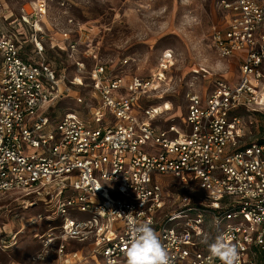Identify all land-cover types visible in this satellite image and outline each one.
Returning a JSON list of instances; mask_svg holds the SVG:
<instances>
[{"label": "built area", "instance_id": "built-area-1", "mask_svg": "<svg viewBox=\"0 0 264 264\" xmlns=\"http://www.w3.org/2000/svg\"><path fill=\"white\" fill-rule=\"evenodd\" d=\"M219 5L224 21L212 42L237 59L239 80L189 93L182 123L159 127L162 106L140 99L156 89L170 54L154 78L102 63L86 71L76 60L79 75L67 79L43 56L46 0L18 17L0 0V196L41 206L34 221H46L36 235L45 258L28 264H127L133 222L156 231L169 264H221L208 250L221 236L236 246L235 264H264V144L244 143L239 115L264 109V1ZM61 35L57 46L73 57L79 42ZM71 93L75 107L52 114Z\"/></svg>", "mask_w": 264, "mask_h": 264}, {"label": "rangeland", "instance_id": "rangeland-1", "mask_svg": "<svg viewBox=\"0 0 264 264\" xmlns=\"http://www.w3.org/2000/svg\"><path fill=\"white\" fill-rule=\"evenodd\" d=\"M4 1L17 17L21 7L31 10V4L38 2ZM46 2L47 13L42 28L49 40L44 41L43 56L59 74L64 73L67 79L79 75L76 60L85 63L86 71L102 63L117 75L154 78L160 71L164 56L171 55L156 89L150 97L140 99L145 107L162 106L163 112L155 120L159 127L182 123L187 112L189 93L204 96L212 90L216 79L232 83L239 80L237 59L218 55L212 42V28L224 21V11L220 8L219 0ZM64 30L69 31L72 40L79 42L78 51L73 57L69 56V51L57 46H63L61 33ZM50 41L56 47L53 48ZM123 60H128V63L123 65ZM63 86H68L67 80ZM83 94L86 102H89L87 90ZM74 95L71 93L70 97L58 102L52 114L57 109L63 113L69 107L74 108ZM164 103L166 107H163ZM169 107V110L164 109ZM239 115L245 128V144L264 138V109L241 110ZM170 186L172 189H182L173 180ZM38 213L43 214L41 206L30 207L13 194L0 196V264H28L40 250L36 235L45 231L46 221L35 222Z\"/></svg>", "mask_w": 264, "mask_h": 264}, {"label": "clouds", "instance_id": "clouds-1", "mask_svg": "<svg viewBox=\"0 0 264 264\" xmlns=\"http://www.w3.org/2000/svg\"><path fill=\"white\" fill-rule=\"evenodd\" d=\"M218 223V222H217ZM204 243H208L205 238ZM125 252L127 264H169L166 250L161 244L156 231L147 223L131 225V240ZM209 253L216 257L221 264H235L238 259L235 245L226 241L222 236L208 245ZM46 254H37L36 260L43 261Z\"/></svg>", "mask_w": 264, "mask_h": 264}, {"label": "trees", "instance_id": "trees-1", "mask_svg": "<svg viewBox=\"0 0 264 264\" xmlns=\"http://www.w3.org/2000/svg\"><path fill=\"white\" fill-rule=\"evenodd\" d=\"M258 143H259V144H264V138L260 139V140L258 141Z\"/></svg>", "mask_w": 264, "mask_h": 264}]
</instances>
